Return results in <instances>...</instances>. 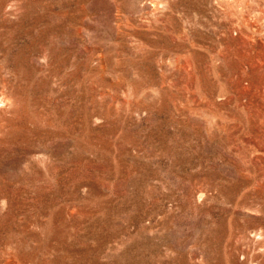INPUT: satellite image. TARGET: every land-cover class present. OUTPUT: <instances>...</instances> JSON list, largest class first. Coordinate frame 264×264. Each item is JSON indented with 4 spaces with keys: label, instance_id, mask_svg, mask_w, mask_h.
Returning <instances> with one entry per match:
<instances>
[{
    "label": "rangeland",
    "instance_id": "374dc122",
    "mask_svg": "<svg viewBox=\"0 0 264 264\" xmlns=\"http://www.w3.org/2000/svg\"><path fill=\"white\" fill-rule=\"evenodd\" d=\"M0 264H264V0H0Z\"/></svg>",
    "mask_w": 264,
    "mask_h": 264
}]
</instances>
